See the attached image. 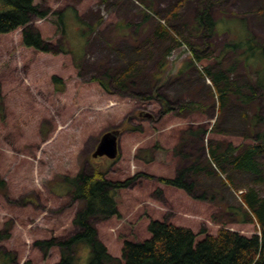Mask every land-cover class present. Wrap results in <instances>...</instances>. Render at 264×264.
Returning <instances> with one entry per match:
<instances>
[{
  "label": "rangeland",
  "instance_id": "374dc122",
  "mask_svg": "<svg viewBox=\"0 0 264 264\" xmlns=\"http://www.w3.org/2000/svg\"><path fill=\"white\" fill-rule=\"evenodd\" d=\"M181 1L36 0L49 15L33 16L29 27L56 55L25 47L23 28L0 35V251L14 257L12 264L61 260L59 247L46 254L37 242L80 230L74 221L84 202L73 198L64 178L82 172L105 173L113 182L140 175L116 193L120 218L92 221L117 260L125 241L151 238V221L190 228L197 242L222 228L249 238L260 234L240 194L254 189L264 200V154L256 157L261 178L235 169L232 156L220 174L208 147L219 146L222 154L232 145L241 154L264 134V86L258 84L264 52L250 49L253 40L264 44V34L246 25L252 16L263 26L264 0H252L246 13L235 10L237 0H186L175 15ZM213 1L217 33L206 37L197 20ZM61 16L64 32L56 26ZM207 70L228 77L222 112ZM55 76L64 80V92ZM155 92L173 106L199 107L165 114L159 100L148 98ZM112 131H119V157L94 158ZM192 166H209L214 174L210 180L189 172L195 197L205 200L158 181ZM89 256L88 247H79V264H88Z\"/></svg>",
  "mask_w": 264,
  "mask_h": 264
},
{
  "label": "trees",
  "instance_id": "16d2710c",
  "mask_svg": "<svg viewBox=\"0 0 264 264\" xmlns=\"http://www.w3.org/2000/svg\"><path fill=\"white\" fill-rule=\"evenodd\" d=\"M35 2L36 0H0V35L10 34L23 28L22 38L25 47L56 55L57 53L52 51L41 34L29 27L33 16L44 19L49 15V11H41ZM185 2L186 0H182L178 4L175 8V15ZM213 5L214 1L210 2L207 9L198 16L197 20L198 24L204 27V36L206 37L217 33V21L213 19L209 11ZM61 19L62 16L56 26L64 32ZM161 29L162 33L170 34L166 28L161 27ZM253 42V44L252 41L250 43V45L252 44L250 49L255 48L254 51L264 52V44H260L255 40ZM238 47L239 45L233 46L235 50ZM192 50L195 52L194 48ZM195 59L200 62L202 57L195 53ZM204 75L211 80L214 86L219 101V111L222 112L229 96L227 89L229 85L228 77L222 71L213 74L207 70ZM96 81L103 87H107L106 82L103 80L96 79ZM53 83L59 92L66 90L64 80L60 77H53ZM222 83L226 87L221 88ZM258 84L264 86V80L259 79ZM148 98L159 100L165 114L176 110L195 111L199 107L197 103H184L179 107L173 106L157 92ZM254 98L255 94L246 98L245 102L254 100ZM259 119L261 117H257V120ZM206 132L204 130L200 131L204 135L207 134ZM259 138V144L249 147L241 154H238L237 148L232 145H229V149L223 154H218L219 146H209L208 152L211 164L217 168L220 174H223L222 161L226 163L232 156L235 169L252 173L261 178L262 170L256 157L264 154V134H261ZM208 168L209 166L206 168L192 166L183 169L175 178H159L158 181L162 185L183 190L193 198L205 200V195L195 197L196 184L188 181V175L191 171L195 173L203 172V175L211 180L214 174ZM139 177L140 175H137L126 182H113L107 179L105 173L101 172L92 174L82 172L75 177H65V188L71 191L75 200L84 202L82 210L76 215L74 221L80 230L71 237L62 240L39 241L37 246L46 254L53 247H59L61 249V260L57 264H79L77 251L81 246H86L90 250L88 264H264V200L259 197L254 189L242 192L240 198L243 197L241 200L248 210V213L245 214L247 216L250 214L253 217L259 227L260 234L249 238L236 231L222 228L216 236H207L204 240L197 242V235L190 228L166 222L151 221L148 228L151 238L144 242L125 241L123 260H117L108 252L107 247L99 239L98 230L92 221L93 219L120 218L121 212L118 208L116 193L119 190L128 188ZM4 187V181L0 180V188ZM244 222H247L246 219H244ZM15 261L9 253L0 251V264H12Z\"/></svg>",
  "mask_w": 264,
  "mask_h": 264
},
{
  "label": "water",
  "instance_id": "95a60500",
  "mask_svg": "<svg viewBox=\"0 0 264 264\" xmlns=\"http://www.w3.org/2000/svg\"><path fill=\"white\" fill-rule=\"evenodd\" d=\"M119 153V131H112L102 137L93 157H107L110 160H115L119 157Z\"/></svg>",
  "mask_w": 264,
  "mask_h": 264
},
{
  "label": "crops",
  "instance_id": "0c3cea01",
  "mask_svg": "<svg viewBox=\"0 0 264 264\" xmlns=\"http://www.w3.org/2000/svg\"><path fill=\"white\" fill-rule=\"evenodd\" d=\"M254 3L255 2H253L252 0H237L236 1V5H234L233 7H235L236 9L235 10H237L238 11V9L240 10H242V12H249V11H251L254 7H253V5H254ZM236 12V11H235ZM250 14V13H249ZM249 14H248V16H249ZM248 20V23L246 24L247 25V27L249 26V25H253V28H255L256 30H259V34H261V35H263L264 34V23H263V26H259V28L256 26V22H257V20H255L254 18H252V16H251V18L250 19H247ZM249 29L251 28V26H249L248 27ZM251 30V29H250ZM252 31H250V33H251ZM250 36H252V34L250 35ZM142 90H145V89H142ZM143 93V92H142Z\"/></svg>",
  "mask_w": 264,
  "mask_h": 264
},
{
  "label": "bare ground",
  "instance_id": "6f19581e",
  "mask_svg": "<svg viewBox=\"0 0 264 264\" xmlns=\"http://www.w3.org/2000/svg\"><path fill=\"white\" fill-rule=\"evenodd\" d=\"M149 10V9H148ZM261 11V10H260ZM144 14H145V12H144ZM204 18V17H203ZM256 41V40H255ZM193 54V53H192ZM194 56V55H193ZM169 67V66H168ZM179 75V74H178ZM171 76V75H170ZM223 76V75H222ZM227 92V91H226ZM219 94H220V91H219ZM223 154V153H222ZM249 163V162H248ZM244 165V164H243ZM247 169V168H246ZM249 170V169H248ZM243 195V194H242ZM243 198V197H242ZM241 198V199H242Z\"/></svg>",
  "mask_w": 264,
  "mask_h": 264
}]
</instances>
